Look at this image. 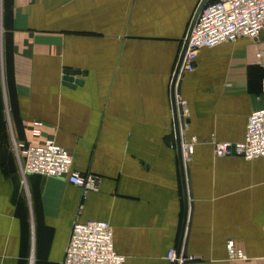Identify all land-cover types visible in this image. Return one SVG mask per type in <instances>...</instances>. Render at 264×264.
<instances>
[{"label": "crops", "instance_id": "crops-1", "mask_svg": "<svg viewBox=\"0 0 264 264\" xmlns=\"http://www.w3.org/2000/svg\"><path fill=\"white\" fill-rule=\"evenodd\" d=\"M199 2L0 0V264H61L88 220L111 225L125 264H169L170 248L193 256L182 264H264V156L213 153L264 107V25L177 77L180 133L196 139L182 176L170 86ZM46 139L98 189L23 176L13 142ZM228 240L247 259L228 260Z\"/></svg>", "mask_w": 264, "mask_h": 264}, {"label": "built area", "instance_id": "built-area-1", "mask_svg": "<svg viewBox=\"0 0 264 264\" xmlns=\"http://www.w3.org/2000/svg\"><path fill=\"white\" fill-rule=\"evenodd\" d=\"M263 25L264 0H206L191 29L177 77L183 72L193 71L196 56L202 47L233 42L240 37L257 38ZM261 56L260 52L257 53L258 63L264 67ZM174 101L176 105L179 103L175 93ZM176 116L179 117V112ZM41 127V121H32L30 134L39 137ZM179 128L178 123L184 166L194 152L196 139L182 136ZM213 146L217 156L236 155L245 160L264 156V107L249 114L242 141H214ZM13 147L23 176L39 174L62 178L79 187L83 196L98 189L99 177L93 173L83 174L72 169L71 155L52 139H46L39 144L14 141ZM225 247L228 260L247 259L246 254L234 245L233 240H228ZM192 259L191 255H178L177 261L182 263ZM61 264H125V256L115 250L113 230L107 221L88 220L73 223Z\"/></svg>", "mask_w": 264, "mask_h": 264}, {"label": "water", "instance_id": "water-1", "mask_svg": "<svg viewBox=\"0 0 264 264\" xmlns=\"http://www.w3.org/2000/svg\"><path fill=\"white\" fill-rule=\"evenodd\" d=\"M206 0H201L194 12V15L189 23V26H188V29H187V32H186V35H185V38H184V41H183V44H182V48H181V51H180V54L178 56V59H177V62H176V66H175V69H174V73H173V76H172V80H171V88H170V96H171V103H172V109H173V118H174V128H175V137H176V142H177V147H178V153H179V157H180V164H181V171H182V176L184 177V166H183V163H182V158H181V149H180V137H179V132H178V123H177V116H176V106H175V102H174V83H175V80H176V77H177V74H178V71H179V67H180V63H181V60H182V57H183V54H184V51H185V47H186V43H187V40H188V37L190 35V32H191V29L193 27V24L195 22V19H196V16L201 8V6L203 5V3L205 2ZM66 73V79L71 81L72 80V77H69V75H73V74H78L79 72L77 71H68L66 70L65 71ZM75 82H78V81H75ZM78 83H81V82H78ZM180 251V248L177 249V256H178V253ZM174 264H178L177 261H175Z\"/></svg>", "mask_w": 264, "mask_h": 264}, {"label": "rangeland", "instance_id": "rangeland-1", "mask_svg": "<svg viewBox=\"0 0 264 264\" xmlns=\"http://www.w3.org/2000/svg\"><path fill=\"white\" fill-rule=\"evenodd\" d=\"M192 155H193V153H192ZM192 155H191L190 159L192 158ZM214 155H215V153H214ZM215 156H217V155H215ZM190 159L187 162H189ZM172 255H175V258L174 259L172 258L173 260L171 259ZM178 255H186V254L183 252L182 249H180ZM165 258L167 259V261L169 262V264H174L175 261H177V258H178V256H177V249H174V248L168 249L167 252H166ZM184 262H182V263H184ZM177 263H178V261H177ZM182 263H178V264H182Z\"/></svg>", "mask_w": 264, "mask_h": 264}]
</instances>
